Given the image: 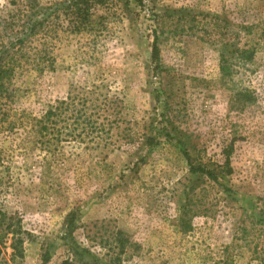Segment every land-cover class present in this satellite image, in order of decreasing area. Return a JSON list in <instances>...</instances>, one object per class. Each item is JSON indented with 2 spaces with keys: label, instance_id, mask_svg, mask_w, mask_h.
Segmentation results:
<instances>
[{
  "label": "rangeland",
  "instance_id": "374dc122",
  "mask_svg": "<svg viewBox=\"0 0 264 264\" xmlns=\"http://www.w3.org/2000/svg\"><path fill=\"white\" fill-rule=\"evenodd\" d=\"M39 2L46 58L0 94V264H264V0H107L84 30ZM223 40L254 59L224 75ZM71 94L112 129L47 145Z\"/></svg>",
  "mask_w": 264,
  "mask_h": 264
},
{
  "label": "trees",
  "instance_id": "16d2710c",
  "mask_svg": "<svg viewBox=\"0 0 264 264\" xmlns=\"http://www.w3.org/2000/svg\"><path fill=\"white\" fill-rule=\"evenodd\" d=\"M9 0V2L18 6L17 11H9L6 15L0 17V94L8 92L14 77L16 69V55L20 53L30 54V57L38 61L45 60L48 49V35L50 32L49 24L52 19V14L46 15L42 13L47 7L41 4L38 0ZM27 1V2H26ZM142 2V0H137ZM107 0H61L56 8L57 14L55 16H63L64 20L71 23L72 26L85 29L88 25L90 17L99 6H104ZM54 4V3H53ZM52 4V5H53ZM51 7V4H48ZM41 19H38L41 16ZM84 27V28H83ZM17 34L18 36L11 41L10 46L6 44L7 32ZM223 47L221 48V70L224 75L231 73L234 65L245 66L248 62L254 59L255 51L253 48H246L237 46L231 43L230 40H223ZM230 46V48H229ZM158 46L155 42L153 48V58H158ZM237 61V64L233 60ZM114 104V103H113ZM103 113L101 108H97L95 104L90 103L87 96L71 94L66 100H62L58 105L53 106L41 118H34L35 130L40 138L47 139V145H54V140L61 141L62 137L77 138L89 137L96 139V135L108 134L111 131L112 121L109 120L108 115H105V121L101 122L104 113H107L112 105L104 104ZM107 106V107H106ZM65 122L64 131L67 137L61 134V130L57 131L51 125H56L59 122ZM106 125H111L106 128ZM53 135V136H52ZM50 137V138H49ZM53 137V139H51ZM99 137V136H97ZM185 156L189 160L186 152ZM119 235L122 232H118ZM21 239H15L13 246L18 249L21 244ZM122 242V241H120ZM3 248L0 243V262L2 259ZM49 261V256L44 258V262ZM62 264H75L71 260H65Z\"/></svg>",
  "mask_w": 264,
  "mask_h": 264
}]
</instances>
